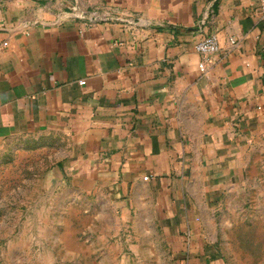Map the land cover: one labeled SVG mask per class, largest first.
Listing matches in <instances>:
<instances>
[{
	"label": "crops",
	"instance_id": "crops-1",
	"mask_svg": "<svg viewBox=\"0 0 264 264\" xmlns=\"http://www.w3.org/2000/svg\"><path fill=\"white\" fill-rule=\"evenodd\" d=\"M211 33L201 71L194 44ZM51 132L74 194L149 213L174 264H225L208 214L264 177L256 0H0V142Z\"/></svg>",
	"mask_w": 264,
	"mask_h": 264
},
{
	"label": "rangeland",
	"instance_id": "rangeland-1",
	"mask_svg": "<svg viewBox=\"0 0 264 264\" xmlns=\"http://www.w3.org/2000/svg\"><path fill=\"white\" fill-rule=\"evenodd\" d=\"M70 154L56 132L0 142V264H174L149 213L125 220L108 196L76 195L57 177ZM207 220L225 264H264V177L217 201Z\"/></svg>",
	"mask_w": 264,
	"mask_h": 264
},
{
	"label": "built area",
	"instance_id": "built-area-1",
	"mask_svg": "<svg viewBox=\"0 0 264 264\" xmlns=\"http://www.w3.org/2000/svg\"><path fill=\"white\" fill-rule=\"evenodd\" d=\"M256 3H257L258 11L264 17V0H256ZM86 16L89 22L95 19L94 17L90 15H86ZM137 22L142 23L141 20H138ZM229 42L233 44L235 41L233 38H230ZM6 44L7 42H3L2 46H5ZM194 50L200 57V60L198 62V68L201 71H204L206 62H208L211 56L217 53V51L219 50V40L217 38V35L214 33H211V34L201 37L194 44ZM144 178L146 179L147 177L145 176Z\"/></svg>",
	"mask_w": 264,
	"mask_h": 264
},
{
	"label": "water",
	"instance_id": "water-1",
	"mask_svg": "<svg viewBox=\"0 0 264 264\" xmlns=\"http://www.w3.org/2000/svg\"><path fill=\"white\" fill-rule=\"evenodd\" d=\"M71 11H72V16H74V17H79V18H85V19H87V16H84L83 14H82V12H81V10L78 8V6H74V7H72L71 8Z\"/></svg>",
	"mask_w": 264,
	"mask_h": 264
}]
</instances>
